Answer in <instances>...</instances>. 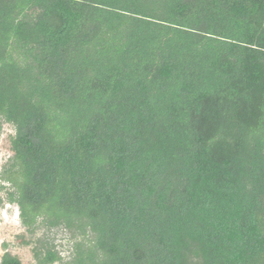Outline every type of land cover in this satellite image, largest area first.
Listing matches in <instances>:
<instances>
[{
	"label": "trees",
	"instance_id": "obj_1",
	"mask_svg": "<svg viewBox=\"0 0 264 264\" xmlns=\"http://www.w3.org/2000/svg\"><path fill=\"white\" fill-rule=\"evenodd\" d=\"M0 116L74 264H264V0H0Z\"/></svg>",
	"mask_w": 264,
	"mask_h": 264
},
{
	"label": "rangeland",
	"instance_id": "obj_2",
	"mask_svg": "<svg viewBox=\"0 0 264 264\" xmlns=\"http://www.w3.org/2000/svg\"><path fill=\"white\" fill-rule=\"evenodd\" d=\"M15 134V126L0 116V264L6 256L17 258L21 264H74L77 243L85 233L80 223L70 227L40 218L26 226L18 204L12 201L15 188L6 178L16 169L12 148ZM49 251L59 259L48 261Z\"/></svg>",
	"mask_w": 264,
	"mask_h": 264
}]
</instances>
